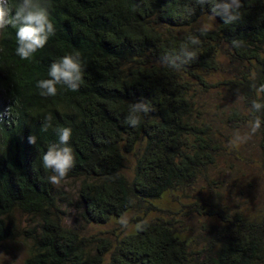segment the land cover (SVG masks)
Segmentation results:
<instances>
[{"label":"trees","instance_id":"trees-1","mask_svg":"<svg viewBox=\"0 0 264 264\" xmlns=\"http://www.w3.org/2000/svg\"><path fill=\"white\" fill-rule=\"evenodd\" d=\"M8 3L15 8L19 0ZM40 3L55 35L30 61L16 55L17 30H0V247L25 245L23 264H264V210L250 217L198 198L186 214L217 220L199 233L190 236L174 218L138 217L115 241L66 222L73 211L89 225L165 212L159 203L167 195L184 193L216 167L221 129H253L259 120L264 169V0H239L225 15L213 13V0ZM205 16L217 27L193 28ZM223 46L237 74L214 83ZM69 54L80 58L79 90L57 85L56 96L42 97L37 82ZM217 89L241 103L222 126L200 103ZM60 128L72 130L68 145L59 144ZM50 146L71 147L74 157L56 185L48 179L56 173L42 166ZM129 155L132 178L124 172Z\"/></svg>","mask_w":264,"mask_h":264},{"label":"rangeland","instance_id":"rangeland-1","mask_svg":"<svg viewBox=\"0 0 264 264\" xmlns=\"http://www.w3.org/2000/svg\"><path fill=\"white\" fill-rule=\"evenodd\" d=\"M216 20L211 16L201 18L193 28L215 29ZM223 46L220 55L222 63L221 71L211 77V81L229 79L237 74L235 65ZM200 103L208 110V114L216 119V122L224 124L223 117L229 113L231 106H239L238 99L227 95L223 89L212 90L209 94L200 96ZM225 113V114H224ZM222 121V123L220 122ZM224 134L223 151L218 159L216 167L210 170L205 179H200L195 186L176 197L167 195L160 203L165 212L144 216L142 213L130 212L119 220H112L106 225H89L80 223L76 212L67 216L69 225L76 224L86 236H102L115 241L116 236H122L132 232L136 226L138 217H144L147 221L162 217L171 220L176 219V225L182 227L191 235L203 230L206 225L217 223V220L208 216L186 214L185 207L192 202L203 198L205 202L219 203L230 211H241L247 216L256 217L264 210V169L258 138L252 128L246 126L240 130L221 129ZM228 139V140H227ZM135 166L134 155L127 156L125 175L132 178ZM75 184L70 183L68 190L75 191ZM17 221L24 226V219L17 215ZM26 246L9 245L0 247V264H23L27 256Z\"/></svg>","mask_w":264,"mask_h":264},{"label":"clouds","instance_id":"clouds-1","mask_svg":"<svg viewBox=\"0 0 264 264\" xmlns=\"http://www.w3.org/2000/svg\"><path fill=\"white\" fill-rule=\"evenodd\" d=\"M213 13L216 15H225L230 11L238 9L241 5L239 0H232L230 4L223 5L216 3L215 0ZM222 9V11H217ZM232 16L231 19H236ZM227 23L228 20H225ZM11 26L16 31V55L22 60H31L35 54L43 49L49 38L55 35L54 24L50 19L49 9L43 7L40 0H19V3L12 8L8 0H0V30ZM193 43H196L193 40ZM49 79H42L37 82L36 87L40 89L42 97H54L57 95V85H66L71 91H78L83 82V72L80 58L76 55H65L59 62H54L48 72ZM260 91H264V85H261ZM140 106H135L138 109ZM253 107L259 110L262 105L253 102ZM147 110V109H145ZM51 121V116L47 117ZM133 126L139 124L138 118H132L129 121ZM259 120L255 122L253 131L259 128ZM45 125L44 130H47ZM60 145H68L72 130L70 128H60L57 130ZM29 144L35 145L36 138L30 136ZM42 166L45 169H51L56 175L48 177L49 182L53 185L59 184L66 178L68 171L74 166V157L71 147L50 146L46 154L42 156Z\"/></svg>","mask_w":264,"mask_h":264}]
</instances>
